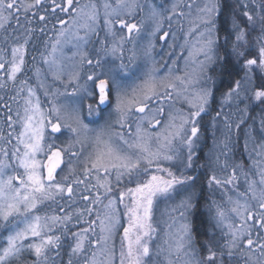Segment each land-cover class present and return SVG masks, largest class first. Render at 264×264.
<instances>
[{
  "label": "snow or ice",
  "instance_id": "6c2138e0",
  "mask_svg": "<svg viewBox=\"0 0 264 264\" xmlns=\"http://www.w3.org/2000/svg\"><path fill=\"white\" fill-rule=\"evenodd\" d=\"M230 3L174 0L165 8L141 0H0V89L12 81L16 94L9 100L17 105L14 111L0 103V264H264V107L259 128L255 118L245 127L250 110L264 105V83L256 84L257 75L264 80V0ZM173 19L183 44L175 43ZM48 25L54 38L45 42L41 62L55 81L65 75L67 81L63 92H49L36 69L50 97L45 109L27 80L15 82L26 45ZM170 36L171 64H160L156 40L168 43ZM221 49L243 75L214 111L208 73L223 63ZM138 59L148 66L135 76ZM157 64L167 67L164 75ZM110 106L114 121L99 128L85 123V110L99 118ZM241 135L247 169L235 159ZM209 137L206 163L198 164ZM202 168L207 187L219 189L222 199L207 205L209 235L219 237L198 242L193 217ZM127 184L134 186L121 187ZM82 223L88 226L72 231Z\"/></svg>",
  "mask_w": 264,
  "mask_h": 264
},
{
  "label": "trees",
  "instance_id": "16d2710c",
  "mask_svg": "<svg viewBox=\"0 0 264 264\" xmlns=\"http://www.w3.org/2000/svg\"><path fill=\"white\" fill-rule=\"evenodd\" d=\"M83 1H88V0H83ZM100 0H95V2L99 3ZM225 5L226 8L232 7L230 0H225ZM34 28H40L42 25H39L37 23H34L33 25ZM54 38V33L51 30V25H48L47 29L45 30L44 34L39 33V31L35 32L31 38V41L27 44V55H25V64H24V69H22V72L19 73V77L16 79V86L18 87L20 84V81L26 80L25 75L27 73H34L37 68H35V64L39 63L41 61L40 58V53L45 52V42L49 41L51 42L52 39ZM32 46V47H30ZM47 52H45L46 55ZM33 56H30V55ZM38 55L39 62L35 60L30 62L31 57H35V55ZM255 51H251L248 53V56H254ZM225 59L222 64H217L214 68L210 69V75L213 77L219 76V80L217 84L215 85V89L213 90L215 93V102L213 103L212 107L213 110L215 111L218 108L219 101L221 100L222 94L224 92H227L228 88L231 87L234 83L235 80L239 79L242 75L243 72L240 71V65L237 63L236 58L228 54L227 56H223ZM242 63V62H241ZM38 65V64H37ZM256 84L259 86L261 83H264V80L261 79L259 76L258 78L256 77ZM12 92L15 94V91L13 90V82L9 86H7L4 89H0V96L4 98L3 101H0V103L3 102H12L9 100V97L12 95ZM264 107V105H259L255 108H252L250 110V115L247 118V124L245 127L248 125H251L253 123V119L255 118L257 123L254 125L255 128H259V117L261 115V108ZM110 107L105 108L104 112L108 110ZM3 113V109L0 108V114ZM205 121H207L209 118L205 117ZM0 126H2V122H0ZM7 131V128H5V132ZM257 136V142H260V136L259 132L256 133ZM241 147L236 151L235 153V159L236 161H243L245 165V169H247L251 162L247 158V154L243 151L242 145H243V136L241 135ZM212 147L211 143V137L208 138L207 144L203 147V150L200 152V160L198 161V164H205V156L204 154L209 151V149ZM189 174H192L191 172ZM207 175H208V169L207 168H202L199 171V180L197 181V186H196V191L198 194L199 198V206L196 211L195 216L193 217L194 221V227H195V234L198 242H203L208 239H217L219 237V233L217 232L214 237H210L209 232L211 230V226L209 224V212L207 211V205L208 202L211 199H215L217 201H221V193L219 189H213L209 190L207 187L206 181H207ZM240 187V186H239ZM241 188V187H240ZM230 194H233V192L230 190ZM83 206V205H82ZM85 219H88L85 217ZM92 219H95V216L92 217ZM87 224H80L77 227H73L72 231H79L81 228L87 227ZM5 235L7 233H4ZM26 259L30 262L33 257L32 256H27ZM67 259V257H65Z\"/></svg>",
  "mask_w": 264,
  "mask_h": 264
},
{
  "label": "rangeland",
  "instance_id": "374dc122",
  "mask_svg": "<svg viewBox=\"0 0 264 264\" xmlns=\"http://www.w3.org/2000/svg\"><path fill=\"white\" fill-rule=\"evenodd\" d=\"M81 2H82V3H87L88 1H83V0H81ZM141 2H142V3H155L158 7H159L160 5H163L165 8H167V7H170V6H171V4L174 2V0H141ZM184 2L187 3V2H190V0H184ZM97 3H98V2H97ZM99 3H100V1H99ZM183 10H184V11H187V9H183ZM145 11H147V8H145ZM142 15H143V13H141L139 16H137L136 19L139 20V19L141 18ZM13 24H14V21H13ZM33 25H34V24H33ZM33 25H32V27H33ZM167 28H168V24H167V22H165V23H164V29L167 30ZM172 28H173V31H176V29H177L176 19H173V21H172ZM187 29H188V24H187V22H185V23H184V31L186 32ZM162 34H163V33H160V35H162ZM100 35H101V38H102L103 35H104L103 31H101ZM176 37H177V38H176V40H175V43H176L177 45H179V44H183V42H184V35H183V33L180 32V31H176ZM93 39L95 40V38H93ZM19 42H20V43H23V39H21ZM172 42H173V41H172L171 36L168 38V43H165V42L160 41V40H158V39L156 40V47H155V51H154V53H153V56H154L155 60H157V61L160 62V64H163L164 61H167L169 64H171V61L168 60V58H167V56H166V53L169 51L168 44H169V43H172ZM11 46H12L11 43H10L9 45H7V48H8V53H7V55H9L10 58H11ZM97 46H98V45H97ZM30 47H32V46H30ZM90 47H91V46H90ZM128 48H131V45H130V44L126 46V49H128ZM26 50H27V45H26ZM73 51H74V49L66 48V49H65V54L68 55V56H70V55H72V52H73ZM175 51H176L177 53H179V52H180L179 47H177V48L175 49ZM254 51H255V50H254ZM26 53H27V51H26ZM219 54H220L221 56H227V55H228V54H226V53L223 51V49H221V51H220ZM25 55H27V54H25ZM46 55H47V53H46ZM125 55H126V56L128 55L127 50H126V52H125ZM30 56H33V55L31 54ZM183 56H187V52H184V53H183ZM231 56H232V55H231ZM233 57H234V56H233ZM162 58H163V59H162ZM35 60H36V61L39 60L37 54L35 55ZM29 61H30V62L34 61V60H33V57H31ZM34 62H35V61H34ZM37 62H39V61H37ZM137 62L141 65V68H140L139 71H137V72L135 73V76H140L141 72H142V71L144 70V68H145L146 66H148V65H145L143 59H138ZM37 64H38V65H37ZM150 64H151V62H149V65H150ZM160 64H157L156 66H157L158 68H160ZM34 66H35V68H36V66H37V68H40V69H41V77H40V79L43 80V81L45 82L46 87H47L48 85L51 86L50 88L47 89L49 92H51V91H55L56 89H59L61 92H63V91L65 90V88H64V82L67 81V76H66V75H65L64 78H63L64 82H61V81H55V80H54V77H53V74L47 71V65H46V64H43V63L40 61L39 63H36ZM176 67H178V68L180 69V73H178V74H182V72H183V70H184V60H183V58H181V59L178 61V64L176 65ZM37 68H36V69H37ZM22 69H24V66L22 67ZM36 69H34V70H35L34 73H27V75H25V78H26L28 84L36 90V94H37V96L39 97V99H40V101H41V105H42V107L45 108V109H47V108L50 106L49 103H48V100L50 99V97L46 98L45 95H44L45 89L39 87L40 80H38L37 77H36ZM84 71H85V72L88 71L87 67L84 69ZM166 72H167V67H163V68H160L159 74H160V75H164ZM208 74L210 75V70H209V73H208ZM19 76H20V75H19V73H18V74H17V78H18ZM211 76H212V75H211ZM212 77H213V76H212ZM256 77L258 78L259 75H257ZM213 79H214L215 83H214V84H210L209 86H212V87H213V90H214V89H215V85L217 84V82H218V80H219V76H217V77H213ZM256 80H257V79H256ZM8 82H9V81H8ZM10 82H12V81H10ZM71 90H72L71 87H69V88L67 89L68 92H71ZM224 93H225V92H224ZM15 94H16V93H15ZM15 94L12 92V95H11V96H14ZM25 94H26V93H25ZM221 98H222V97H221ZM9 103L12 104L13 110L15 111L17 105H16L15 103H12V102H9ZM113 103H114V102H113ZM19 104H20L21 106L23 105V100H22V99L19 100ZM240 106L243 107L244 105L242 104V105H240ZM177 107H181V105H177ZM184 107H185V110H186L187 106H184ZM218 107H219V105H218ZM225 110H227V108H226ZM110 113H111V115H109ZM84 115H85V123L93 122V123H90V127H92V128H99L100 126L104 125L105 121H114V120L116 119L115 113L113 112V109H112L111 106H110V108H109L108 110H106V111L104 112L103 117H99V118H98V117H96L95 115L89 117V116H87V112H86V110H85ZM133 130H134V127H133ZM7 131H8V130H7ZM7 131H6V132H7ZM16 131L19 132L20 129L17 128ZM156 131H159V129L157 128ZM13 144H15V140H13ZM0 146H2V142H0ZM250 162H251V161H250ZM165 166L167 167L168 165H165ZM125 186H127V187H132V186H134V185H132V184L121 185V187H125ZM240 187H241V188H240ZM240 187H239V191H240V192H244V191H245V188H246V185H245V183H244L242 177H241V180H240ZM232 195L235 197V193H234V192H233ZM179 199H180V197H176V201H175V202H178ZM106 202H107V201H105V203H106ZM168 203L171 204V203H174V201H169ZM164 205H165V202H164V201H161V202H160V209H163V208H164ZM76 207H82V205H81V204H78V205H76ZM157 216H159V212H157ZM122 222H123L124 224L127 223L126 219H123ZM163 230H164V229H163V226H161L160 229H159V235H158L157 237H154L153 244H152L153 250H155V247H156L157 244H160V243H161V239H162V236H163ZM97 231H98V229H97ZM120 232L122 233V228L120 229ZM92 238H94V237H90V239H92ZM119 239H120V237L117 236V238H116V240H117V244H119Z\"/></svg>",
  "mask_w": 264,
  "mask_h": 264
},
{
  "label": "flooded vegetation",
  "instance_id": "af4514ba",
  "mask_svg": "<svg viewBox=\"0 0 264 264\" xmlns=\"http://www.w3.org/2000/svg\"><path fill=\"white\" fill-rule=\"evenodd\" d=\"M5 59H10V56L9 55H7L6 57H5ZM11 84V82L9 81L8 83H7V86H9ZM114 102V101H113Z\"/></svg>",
  "mask_w": 264,
  "mask_h": 264
}]
</instances>
